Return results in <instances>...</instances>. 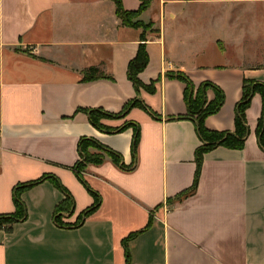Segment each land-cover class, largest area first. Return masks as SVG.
Returning a JSON list of instances; mask_svg holds the SVG:
<instances>
[{"label":"crops","instance_id":"obj_1","mask_svg":"<svg viewBox=\"0 0 264 264\" xmlns=\"http://www.w3.org/2000/svg\"><path fill=\"white\" fill-rule=\"evenodd\" d=\"M135 11L140 0H119ZM210 4L207 24L198 5ZM114 0H0V214L15 211L12 189L50 175L74 200L63 225L54 221L64 194L47 178L21 193L26 217L0 230V264H264V148L257 140L262 99L245 108L241 148L217 145L202 154L191 97L204 83L223 100L203 125L233 132L246 80L264 84V0H151L138 16L151 29L127 26ZM144 35L145 39H142ZM144 45L147 64H128ZM90 67L98 73L85 79ZM101 118L86 109L118 114ZM215 98L205 91L204 104ZM89 138L119 153L80 171L78 143ZM94 153L97 150L87 148ZM100 204L82 222L83 210ZM180 194H183L181 197Z\"/></svg>","mask_w":264,"mask_h":264},{"label":"trees","instance_id":"obj_2","mask_svg":"<svg viewBox=\"0 0 264 264\" xmlns=\"http://www.w3.org/2000/svg\"><path fill=\"white\" fill-rule=\"evenodd\" d=\"M114 1L116 5L115 13L122 20V23L124 25L141 27L144 31L151 29L152 23H144L137 19L138 16L149 6L151 0H140V5L138 9L135 11H126L122 8V5L119 0H114ZM142 39L143 40L145 39L144 35H142ZM147 61H148V57L145 52L144 45L140 44L138 52L135 58L129 62L128 70H127L128 78L132 81L136 91H138L139 86H141L136 75L139 71H141L144 68V66L147 64ZM97 73H98L97 68L90 67L84 71V75H85L84 78L90 79V77L95 76ZM177 74H179L178 75L179 79L186 82L185 95L189 108L192 109V106L195 105L193 109L195 110L197 116V130H198V134L202 139V144L195 151V161H196L197 169L195 173V181L193 187L191 188L192 190L195 187L198 178L199 168L202 160V154L204 152L208 151L209 149H212L217 145H223L226 147L238 148V149L243 146L244 138L248 133V127L245 119V108L248 106L250 98L254 93H259L262 99V110L260 117L258 118L257 121L256 134L259 145L262 146V148H264V84L252 80H246L244 82L242 98L236 104L235 107L234 131L217 132L205 128L203 125V118L208 114L214 113L220 107L223 100V95L220 89L212 84L204 83L202 86H200L197 89L195 100L193 101L191 97L192 90H191L190 81L187 78H185L182 73H177ZM207 88L213 89L215 93V98L212 102L204 104L205 91ZM134 106H140L147 109L145 105H143V103H141V101L136 97L128 101L118 114H110L108 112L103 111L102 109H86L84 111L88 115L89 121L92 123V125L103 131H113V132L121 131L127 126H132L134 129V135L132 139L131 148H132V154L134 155L139 138V128L137 124L125 123L122 127L110 130L104 127L100 123L101 118L122 117L127 113V111L130 108ZM89 146H93L94 148L99 149L101 151L97 150V152L91 153L87 151V148H91ZM78 149L80 150V159L74 166V171L76 176L82 183L84 182L82 180L80 171L83 170L86 167V165L89 163H98L102 161V159L106 155L110 157L112 162H114L116 165H119L122 168L125 167L124 164L122 163V156L119 153L99 144L97 141L93 139L81 138L78 143ZM47 178L53 180L57 188L64 194V199L60 202V204H58V206H56L54 212V221L59 225H63V223L61 222V217L64 215V213L68 215H71L73 213L74 200L70 195V193L64 188V186H62V184L58 179L50 175H45L38 178L37 180H33L25 183H18L13 187L12 199L14 202L15 211L9 214H0V230L9 231L13 223L25 219L26 207L21 199V193L27 188ZM88 190L93 195L94 202L92 203V205H90L89 207H87L85 210L82 211V213L77 218V221L74 222V224H78L82 222L100 204V196L97 193L90 190L89 188ZM182 195L183 194H180L179 197H181ZM127 263H128V256L126 257V264Z\"/></svg>","mask_w":264,"mask_h":264},{"label":"rangeland","instance_id":"obj_3","mask_svg":"<svg viewBox=\"0 0 264 264\" xmlns=\"http://www.w3.org/2000/svg\"><path fill=\"white\" fill-rule=\"evenodd\" d=\"M197 9H200L201 10V13H204L203 14V22L207 24V22H209V18L211 16V12L209 11L211 9L210 4H205L204 3L203 6H201V7H200V5H198V8ZM206 26H207L206 28L209 29L208 24ZM89 147H91V148H93L95 150L101 151L99 149L94 148L93 146H89Z\"/></svg>","mask_w":264,"mask_h":264}]
</instances>
